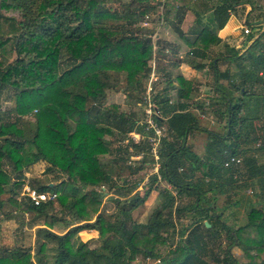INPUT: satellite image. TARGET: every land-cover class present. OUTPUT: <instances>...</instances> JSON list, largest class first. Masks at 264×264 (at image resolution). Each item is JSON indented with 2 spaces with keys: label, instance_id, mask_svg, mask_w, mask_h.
I'll return each instance as SVG.
<instances>
[{
  "label": "trees",
  "instance_id": "obj_1",
  "mask_svg": "<svg viewBox=\"0 0 264 264\" xmlns=\"http://www.w3.org/2000/svg\"><path fill=\"white\" fill-rule=\"evenodd\" d=\"M109 1L0 0V99L13 103L3 110L0 102V211L9 216L11 210L7 208L11 207L21 214L34 213V221L45 219L34 223L37 233L33 256L30 247L2 244L0 218V264H134L139 256L143 264H213L212 260L264 264V201L244 206L246 199L238 191L248 188L254 177L264 178V165L258 164L255 155V150L264 152V137L255 121L262 115L251 106L264 100V28L255 36L248 34L251 45L247 50L230 45L224 58L240 62L236 72L220 74L217 61L221 55L210 58L224 104L221 117L225 118L226 131H208L203 155L188 141L191 133L204 128L192 110L193 81L178 76V101L171 100V80L155 94L159 120L167 125L160 172L171 188L159 190L162 202L143 223L132 214L133 206L140 201L142 178L131 184L124 180L127 185L119 186L104 168L102 158L111 151L113 142H119L123 156L112 160L117 165L122 160L120 169L126 165L125 155L146 152L137 169L126 166L132 174L151 161L147 159V138L136 143L130 136L134 130L145 133L144 126L138 124V112L132 107L126 110L117 102L109 103L108 98L111 92L121 91L142 104L141 93L152 71L149 61L155 51V28L138 23L147 13L158 11L161 2L130 0L127 8L119 11L107 7ZM192 1L165 0L163 13L155 20H166L183 36V14L193 7ZM247 4L255 8L254 0H211L207 22L194 9L201 27L191 54L206 57L208 50L221 42L217 31L226 25L232 12ZM3 10H16L20 15ZM261 22L264 15L258 23L246 19L253 27ZM31 114L33 119L25 118ZM261 138L262 145L256 147ZM231 155L243 157L246 172L241 167L225 166ZM41 162L46 168L32 187L58 195L35 204L20 194L26 169ZM150 181L145 196L157 189V174ZM102 184L115 188L119 210L114 214L99 209L103 192L94 188L85 191ZM125 189L127 194L136 192L122 201ZM218 193L239 195L232 204L245 207L244 224L227 223L215 205ZM88 203L94 206L91 214ZM67 211L74 217L65 220L67 230H53L57 221L66 219ZM181 215L188 222L178 229L175 217ZM83 230H97L101 244L89 246L80 237ZM223 233L230 241L227 246L222 245ZM216 243L222 255L214 250ZM50 250H54L52 256Z\"/></svg>",
  "mask_w": 264,
  "mask_h": 264
},
{
  "label": "crops",
  "instance_id": "obj_2",
  "mask_svg": "<svg viewBox=\"0 0 264 264\" xmlns=\"http://www.w3.org/2000/svg\"><path fill=\"white\" fill-rule=\"evenodd\" d=\"M158 1L161 2L163 0ZM254 2V9L251 4H247L243 7H238L237 10L232 12L226 25L217 31V35L221 38V42L210 48L207 56L204 58L191 54V51L193 50L192 43L197 38V34L199 33V29L201 27L196 21L194 9L199 10L204 15L203 22H207L209 20L210 13L207 8L210 6L211 0L192 1L194 4L193 7L188 9L183 14V22L181 24V28L184 31L183 36L180 35L174 28L172 29V25L166 20H155L154 28H156V25H158V27L157 30L155 29L154 35L157 38L154 40V55L149 62L151 65L154 62L156 63L157 73L160 76V80L163 76L162 84H160L159 80L156 85L157 91L164 85L169 84L168 81L171 80L170 97L171 100L175 102L178 101L180 97L181 87L178 76H183L184 78L193 81L194 105H192V110L199 115L200 124L204 127L203 130L195 131L188 137L189 143L190 139L193 140L194 145L192 143L190 144L196 152L197 150L199 151V148L206 149V145L209 142L208 131L220 132L223 127V120L225 119L221 117V112L224 111V104L220 97V91H218L216 86L215 71L210 64V58L215 54L221 55V59L217 61L220 74H223L224 72L232 73L238 70L240 62L224 58V56L229 53L230 45L231 47L236 48L244 47L242 49L243 51L251 45V41H249L247 45H245L244 41L245 39L247 40L243 34L244 22L247 19L246 16L248 14H252V19L258 23V20H260V18L264 15V10L261 9V6L264 5H262L264 0H254ZM155 12L157 15L156 19H158V15L161 13L159 7L158 11ZM260 25L263 29L264 23L261 22ZM242 61L244 64L248 63V60ZM221 82L225 84L227 83L225 79H222ZM251 104L254 112H257L258 115H262L261 118H258L255 121L258 131H261L260 134H263L264 137V100H260L258 105L255 102ZM114 147H117L116 149L118 150L119 142H115ZM256 147H258L257 143ZM130 150H132V148H130ZM255 151L258 164L264 165V152L260 150ZM204 153L205 152H203V154ZM242 171L246 172V168H242ZM245 190L248 192L247 195H244L246 199V205L244 206H247L250 202L264 201V178L260 176L254 177L251 179L249 187ZM250 190H252V192H250ZM256 193L258 196H255ZM260 205H263V203H260Z\"/></svg>",
  "mask_w": 264,
  "mask_h": 264
},
{
  "label": "rangeland",
  "instance_id": "obj_3",
  "mask_svg": "<svg viewBox=\"0 0 264 264\" xmlns=\"http://www.w3.org/2000/svg\"><path fill=\"white\" fill-rule=\"evenodd\" d=\"M130 3V0H111L108 3H106L107 7H111L112 10L114 8L118 9L119 11H122L124 8H127V4ZM264 3H262L263 5ZM5 13L10 14V15H15V16H19L20 13L16 10H3ZM151 13V18L149 19V25H144L143 20L138 23V25H140L141 27H146V28H154L155 26V19L157 18L156 12H150ZM246 17H249L250 19H252V14H250L249 16L247 15ZM259 21V20H258ZM246 23V20L244 22V24ZM257 24V23H256ZM254 25L250 26V33H245L243 32L244 36L247 38L248 34H251L253 36L259 34L262 31V26H260V24L258 25ZM158 25H156V30H157ZM171 28L173 29L174 26H171ZM153 40H156V36L153 34L152 35ZM245 41V45H247V43L249 42L248 40H244ZM244 47H240V50L243 51ZM247 50V49H246ZM163 81V76L162 79L160 80V84H162ZM147 86V83H146ZM146 93V88L143 90V92L141 93L142 98L145 96ZM119 94V95H118ZM111 96V97H110ZM110 96L108 98V102H117L119 104L122 105V107L126 110H129L131 107L134 108L137 112H138V116H140V118H142L143 115V106L139 105V103L132 98H128L125 97L126 94L121 92V91H113L110 93ZM0 102H2V109H9L13 103L10 100H6L3 101L0 99ZM264 116V115H263ZM26 119L28 118H32L33 119V115H27L25 117ZM225 124L226 122L223 120V127L221 128L220 133H224L226 131L225 129ZM206 136V135H205ZM190 143H192L194 145V142L192 139H190ZM115 146V142L111 145V151L107 154H105L102 158L103 161V165L104 168H106L108 171H110L112 173V175L114 176L117 184L119 186L124 185L127 183H124V180H127V182H129L128 184H131L133 182H135V180H137L138 178H142V182L141 185L138 187L139 193L141 195L140 197V201L139 203L135 206H133L132 208V214H133V218L138 221V222H147L151 216V214L153 213V211L155 210V208L162 202V197L159 194V190H162L164 187H168L171 188V185L166 182L164 179H160L159 180V185L157 187V189L153 190L151 192V194L149 196H145L144 192L147 189V186L149 185V183L151 182L150 179L152 178V175H150V177L148 178V175L150 174V171H152L153 166L152 164H146V167L141 169L137 174H132L130 173L129 169H126V166H130L133 169H137L140 164H141V158H137L131 155H125L126 160V165L125 167H123L124 169H120V166L122 165V160L118 162V164L121 165H117L115 162H113V158L119 159L118 155H122L123 153L121 151H119V149L117 150V147ZM205 148H199V151L197 150L198 153H200L201 155H203V152H205ZM148 160H152L151 155L147 156ZM112 160V162H111ZM46 168V163L41 162L38 163L35 167V165L31 168V170H27L25 171V182H28L31 186L32 185H37V178L38 177H42V172L44 171V169ZM46 177L48 176L49 178H53L52 174H47L45 175ZM55 183V182H53ZM102 185H105V189L102 190ZM96 187H87V189L85 191L89 192L91 190V188H94L98 191L103 192L105 195L103 197L102 203L100 204L99 209H102L103 211H106L108 213H116L119 210V205L118 203L115 201L114 197H116V193L115 192V188L110 189V186L108 184H102ZM240 195H247L246 190H238ZM136 191H134L132 194H134ZM175 192V191H174ZM176 193V192H175ZM114 194V196H112ZM120 198L122 201L124 200H128V198L131 197L132 194H127V190L125 189V191L122 192ZM239 196L236 194H232V193H218V199L216 201V208L222 212V214L224 215L225 220L227 221V223H231L233 224L234 222H236L237 224H244L247 220L246 218V213H245V209L242 206L239 207H235L234 204H232V202L235 200V198ZM184 201H186V199H182ZM231 202V204H230ZM93 205L88 203V208L87 211H90V214L93 213L92 209H93ZM8 210H11V214L9 216H5L3 211H0V218L1 219V240H2V244L8 247H13V246H22V247H30L32 249L33 256L36 253V249H35V235H36V228L37 225H35L34 223H43L44 222V218H38L36 219V221H34V213H24L21 214L19 212H16L15 210L11 209V207L7 208ZM234 212V214L232 213ZM61 213H59L60 215ZM64 215V214H63ZM66 217V219L61 220V221H57L53 226V230L59 232V233H63L67 230V223L65 220H69V219H73V214H71V212H68L64 215ZM236 216V217H235ZM237 218V219H235ZM176 221H177V227L178 229H181L183 226L186 225V223L188 222L187 217L181 215V217H175ZM34 224V225H32ZM128 227H131L132 222H127ZM81 238L87 242H89V246L91 247H95L101 244V240H100V233L96 230H83L81 233ZM222 245L223 246H227V244H229V238L227 236L226 233H223L222 235ZM214 250L217 251L218 254L222 255V253L220 252V250L218 249V243H216L214 245ZM235 250H238L235 248ZM53 251L51 252V250L49 251V255L52 256ZM210 259V258H209ZM150 261V259H149ZM213 264H222L218 261H214L212 260ZM144 260L141 256H139L135 261L134 264H143Z\"/></svg>",
  "mask_w": 264,
  "mask_h": 264
},
{
  "label": "built area",
  "instance_id": "obj_4",
  "mask_svg": "<svg viewBox=\"0 0 264 264\" xmlns=\"http://www.w3.org/2000/svg\"><path fill=\"white\" fill-rule=\"evenodd\" d=\"M159 9L161 13H163L164 9V0L161 1L159 5ZM151 13H147L144 17L143 23L144 25H149ZM245 33H250L251 29L247 23L243 26ZM192 53V52H191ZM156 63L152 64V71L147 80L146 93L143 97V102L141 106H143V115L140 118L138 124L144 126L145 133L138 132L136 130L130 133L131 138L137 143L140 142L143 138H147L149 142L148 153L151 155L152 160L148 164H152L153 169L150 171L148 178L150 175L157 174L159 180L162 179V175L160 172V167L162 163L161 159V148L163 139L167 136V125L159 120L161 117V113L159 108L157 107L154 96L157 93V83L160 80V76L156 71ZM128 142V140H126ZM263 143L262 139H259L257 142L258 146H261ZM145 151H141L137 156V158H143L145 156ZM243 157L240 155H231L226 161V167H236L242 168ZM242 171V170H241ZM234 177H239V172L234 173ZM105 189V185H102V190ZM252 192V190H250ZM58 193L56 191H38L36 188H33L28 182L23 185V189L21 191V197L30 198L35 204H40L42 202L55 199Z\"/></svg>",
  "mask_w": 264,
  "mask_h": 264
},
{
  "label": "water",
  "instance_id": "obj_5",
  "mask_svg": "<svg viewBox=\"0 0 264 264\" xmlns=\"http://www.w3.org/2000/svg\"><path fill=\"white\" fill-rule=\"evenodd\" d=\"M54 183H51V185H53ZM250 210H251V208H250ZM207 223V225H210V223L209 222H206Z\"/></svg>",
  "mask_w": 264,
  "mask_h": 264
}]
</instances>
